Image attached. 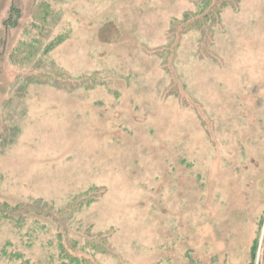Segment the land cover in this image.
<instances>
[{"label": "rangeland", "instance_id": "1", "mask_svg": "<svg viewBox=\"0 0 264 264\" xmlns=\"http://www.w3.org/2000/svg\"><path fill=\"white\" fill-rule=\"evenodd\" d=\"M201 2L0 0V264H264V0Z\"/></svg>", "mask_w": 264, "mask_h": 264}, {"label": "trees", "instance_id": "2", "mask_svg": "<svg viewBox=\"0 0 264 264\" xmlns=\"http://www.w3.org/2000/svg\"><path fill=\"white\" fill-rule=\"evenodd\" d=\"M213 1L214 0H202L199 11L196 15H194L195 19L191 24L188 25V27L195 26L198 23L204 21L214 22L216 20V18L219 16V13L221 12L222 7H224L226 4L224 3V0H220L218 3H215L214 6H212ZM42 17V19L45 18L44 15ZM188 18L189 16L184 19V22H186ZM16 209L20 210L21 208L19 209L18 207H15L14 210ZM9 213H12L10 208H7L5 205L0 206V216H8ZM68 259L70 260V263L73 261L76 262V259Z\"/></svg>", "mask_w": 264, "mask_h": 264}]
</instances>
